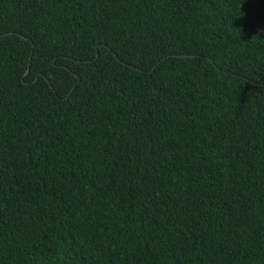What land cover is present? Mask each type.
<instances>
[{
	"label": "trees",
	"instance_id": "obj_1",
	"mask_svg": "<svg viewBox=\"0 0 264 264\" xmlns=\"http://www.w3.org/2000/svg\"><path fill=\"white\" fill-rule=\"evenodd\" d=\"M0 264H264V0H0Z\"/></svg>",
	"mask_w": 264,
	"mask_h": 264
},
{
	"label": "water",
	"instance_id": "obj_2",
	"mask_svg": "<svg viewBox=\"0 0 264 264\" xmlns=\"http://www.w3.org/2000/svg\"><path fill=\"white\" fill-rule=\"evenodd\" d=\"M97 54H98V53L96 52V56H97ZM183 56H189V55H183ZM191 56H193V55H191ZM26 73H27V71H26Z\"/></svg>",
	"mask_w": 264,
	"mask_h": 264
}]
</instances>
